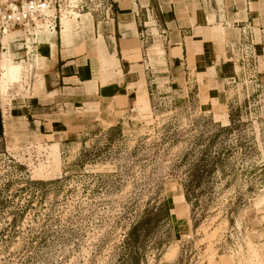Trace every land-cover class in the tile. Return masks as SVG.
Returning <instances> with one entry per match:
<instances>
[{"label": "rangeland", "instance_id": "rangeland-1", "mask_svg": "<svg viewBox=\"0 0 264 264\" xmlns=\"http://www.w3.org/2000/svg\"><path fill=\"white\" fill-rule=\"evenodd\" d=\"M231 58L226 93L153 89L149 115L60 148L6 127L0 95V264L257 263L249 242L264 261V54Z\"/></svg>", "mask_w": 264, "mask_h": 264}, {"label": "crops", "instance_id": "crops-1", "mask_svg": "<svg viewBox=\"0 0 264 264\" xmlns=\"http://www.w3.org/2000/svg\"><path fill=\"white\" fill-rule=\"evenodd\" d=\"M109 3L111 11L83 13L54 35L41 33L30 68L22 43H9L22 73L0 91L6 127L24 128L36 144L72 145L82 125L113 127L134 110L149 115L153 89L182 92L181 99L226 93L235 74L231 53L241 42L252 40L264 54V0Z\"/></svg>", "mask_w": 264, "mask_h": 264}, {"label": "built area", "instance_id": "built-area-1", "mask_svg": "<svg viewBox=\"0 0 264 264\" xmlns=\"http://www.w3.org/2000/svg\"><path fill=\"white\" fill-rule=\"evenodd\" d=\"M111 7L109 0H0V36L19 30L21 36L12 42L22 43L24 60L31 61L38 33L54 35L62 29V17L105 13Z\"/></svg>", "mask_w": 264, "mask_h": 264}, {"label": "bare ground", "instance_id": "bare-ground-1", "mask_svg": "<svg viewBox=\"0 0 264 264\" xmlns=\"http://www.w3.org/2000/svg\"><path fill=\"white\" fill-rule=\"evenodd\" d=\"M76 15L77 14L73 15L72 17H65V19H64V17H62L61 18V25L63 26L65 24V26L68 27L70 25L69 22L73 21L72 19ZM77 16L79 18L81 15H77ZM66 19H71V20L69 21ZM72 23H74V22H72ZM76 23H77V21H76ZM41 33H43V32L38 33L37 38L40 37ZM4 35H5L4 39L2 40V42L0 41L1 43H3V48L5 50L3 52L2 61H1V67H2V76H1L2 86L1 87H2V92L6 91V89L8 87L7 82L14 83V82L18 81L20 79V76L22 73V65L20 63H16L15 61H13L12 59L9 58V54L11 53L9 43L14 40V34L12 32L11 33L7 32ZM36 59H37V57H36ZM248 244H249L250 250L252 252L251 254H253L254 257L257 259V263L251 262V264H264V261L261 258H259V252L253 247L252 243L249 242Z\"/></svg>", "mask_w": 264, "mask_h": 264}, {"label": "trees", "instance_id": "trees-1", "mask_svg": "<svg viewBox=\"0 0 264 264\" xmlns=\"http://www.w3.org/2000/svg\"><path fill=\"white\" fill-rule=\"evenodd\" d=\"M0 109H1V108H0ZM1 114H2V113H1ZM1 114H0V137L2 136V124H1V116H2V115H1Z\"/></svg>", "mask_w": 264, "mask_h": 264}]
</instances>
